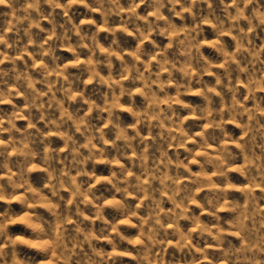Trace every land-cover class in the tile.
I'll return each mask as SVG.
<instances>
[{"label": "rangeland", "instance_id": "rangeland-1", "mask_svg": "<svg viewBox=\"0 0 264 264\" xmlns=\"http://www.w3.org/2000/svg\"><path fill=\"white\" fill-rule=\"evenodd\" d=\"M0 221V264H264V0H0Z\"/></svg>", "mask_w": 264, "mask_h": 264}, {"label": "clouds", "instance_id": "clouds-1", "mask_svg": "<svg viewBox=\"0 0 264 264\" xmlns=\"http://www.w3.org/2000/svg\"><path fill=\"white\" fill-rule=\"evenodd\" d=\"M4 223L0 221V235L4 234ZM29 227L33 230L35 235L43 237L45 235L43 227L39 225L38 221H34L29 225ZM50 251V250H49Z\"/></svg>", "mask_w": 264, "mask_h": 264}]
</instances>
